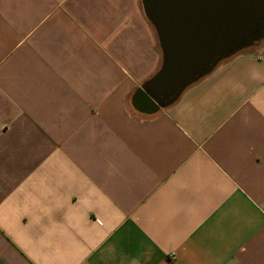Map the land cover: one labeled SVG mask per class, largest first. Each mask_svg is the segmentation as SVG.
I'll list each match as a JSON object with an SVG mask.
<instances>
[{"label":"crops","instance_id":"1","mask_svg":"<svg viewBox=\"0 0 264 264\" xmlns=\"http://www.w3.org/2000/svg\"><path fill=\"white\" fill-rule=\"evenodd\" d=\"M142 0H0V264H264V39L171 106Z\"/></svg>","mask_w":264,"mask_h":264},{"label":"water","instance_id":"2","mask_svg":"<svg viewBox=\"0 0 264 264\" xmlns=\"http://www.w3.org/2000/svg\"><path fill=\"white\" fill-rule=\"evenodd\" d=\"M162 54L158 72L133 97L153 115L225 60L264 39V0H142Z\"/></svg>","mask_w":264,"mask_h":264}]
</instances>
